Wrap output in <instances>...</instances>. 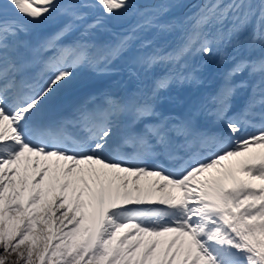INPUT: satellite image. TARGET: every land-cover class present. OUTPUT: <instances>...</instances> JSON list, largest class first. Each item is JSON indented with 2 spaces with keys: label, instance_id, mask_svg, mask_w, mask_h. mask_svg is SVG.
Segmentation results:
<instances>
[{
  "label": "snow or ice",
  "instance_id": "snow-or-ice-1",
  "mask_svg": "<svg viewBox=\"0 0 264 264\" xmlns=\"http://www.w3.org/2000/svg\"><path fill=\"white\" fill-rule=\"evenodd\" d=\"M181 7L0 0V264H264V0Z\"/></svg>",
  "mask_w": 264,
  "mask_h": 264
},
{
  "label": "rangeland",
  "instance_id": "rangeland-1",
  "mask_svg": "<svg viewBox=\"0 0 264 264\" xmlns=\"http://www.w3.org/2000/svg\"><path fill=\"white\" fill-rule=\"evenodd\" d=\"M180 2L183 5L185 0H180ZM179 10H181V8L176 10L177 14H179V12H178ZM172 41H173V43L175 42V37L172 38ZM213 62H214V66L213 67L219 66V67H221V69L223 71H224L225 68H227L229 66L228 64L219 63L220 60H219L218 56H210V57H206L204 61H201V62H199V61H195V62L193 61L192 62L191 61L190 63H191V65L193 67H196V66L199 65L200 69H201L199 74L203 75V73H207V72H210V74L213 73V68H212ZM207 65H209L210 69H208ZM157 68H155L152 73H154V71L156 69H157L156 71L159 74L165 70L162 66L157 67ZM152 73H151V76H152ZM82 76L86 77L87 75H82ZM120 78H121L120 76H113L112 77V79H120ZM88 79H94V78L89 77V78H84L83 80H88ZM95 79H105V80H107V78H95ZM123 79L127 82V86L129 88L134 87V82L128 80V77H127L126 73L123 74ZM85 82H87V81H85ZM110 82H111V80L108 79V82H106L105 84H102V86H104V85H106L107 83H110ZM215 86H216L215 82L214 83L211 82V77L210 78H207V77L205 78L204 77V85H203L204 89H210V88H213ZM196 93H197V89L192 88V87H183V88L173 87L171 92L166 94V95H170L172 97H179L181 99H187V98L193 97L194 95H196ZM162 108L166 112H176L178 114V113L183 111L184 106L180 105V104H177V103H174V102H171V101H165L164 104L162 105Z\"/></svg>",
  "mask_w": 264,
  "mask_h": 264
},
{
  "label": "bare ground",
  "instance_id": "bare-ground-1",
  "mask_svg": "<svg viewBox=\"0 0 264 264\" xmlns=\"http://www.w3.org/2000/svg\"><path fill=\"white\" fill-rule=\"evenodd\" d=\"M101 81H102L101 79L90 80L88 84H86L83 87L79 88L77 90V92L78 93H81L82 90L85 91V90L89 89L91 86H93L94 88H96V86L98 87V85H100ZM80 83L82 84L83 82H80ZM70 90H74V89L72 88Z\"/></svg>",
  "mask_w": 264,
  "mask_h": 264
}]
</instances>
